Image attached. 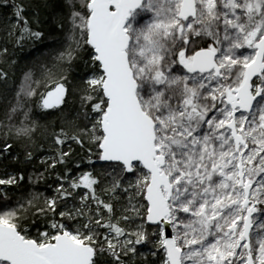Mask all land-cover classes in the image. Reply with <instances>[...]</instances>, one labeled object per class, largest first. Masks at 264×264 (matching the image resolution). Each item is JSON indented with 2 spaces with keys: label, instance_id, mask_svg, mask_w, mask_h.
<instances>
[{
  "label": "snow or ice",
  "instance_id": "1",
  "mask_svg": "<svg viewBox=\"0 0 264 264\" xmlns=\"http://www.w3.org/2000/svg\"><path fill=\"white\" fill-rule=\"evenodd\" d=\"M0 31L6 66L55 45L0 67V264H264V0H0Z\"/></svg>",
  "mask_w": 264,
  "mask_h": 264
},
{
  "label": "trees",
  "instance_id": "2",
  "mask_svg": "<svg viewBox=\"0 0 264 264\" xmlns=\"http://www.w3.org/2000/svg\"><path fill=\"white\" fill-rule=\"evenodd\" d=\"M3 43H4V33L0 31V44ZM9 47L11 49L12 45L9 44ZM53 47H55L54 42L48 38H41L39 40L28 41L22 48L20 47L15 48L16 54L11 57V60H14L15 64H12L11 66H6L5 64L0 63V67H5V69L9 71L12 80L15 82V86L18 87L23 80L22 73L26 71L28 68H30L33 63H39L42 60L47 61ZM38 91H43V88L38 89ZM2 107L3 104L2 102H0V109H2ZM31 116L33 119L37 121V125H38L37 136L40 139H42V137H40V132L43 130L42 126L55 125L59 123V119H60V114L56 110L41 109L37 107L35 104L32 105ZM2 118H3L2 110H0V119ZM22 119H23L22 116L18 117V120H22ZM44 143H45V147L47 148L48 143L47 142ZM0 147H2V145H0ZM39 154L43 155L47 153H43V151H41V153ZM85 163L87 162L85 161ZM99 163H103V162H99ZM37 166L39 167L38 164ZM22 167L25 169L26 175H31L36 171L35 168L28 165H24ZM59 167L60 166L57 165V168ZM40 170L43 171L42 168ZM55 179L56 177L54 175L46 173L45 179L41 180L39 184H34L32 181H28V180L21 182V189L19 191L23 193H27L31 191L32 188H35L37 191L50 192L51 188L49 186L53 184V181Z\"/></svg>",
  "mask_w": 264,
  "mask_h": 264
}]
</instances>
